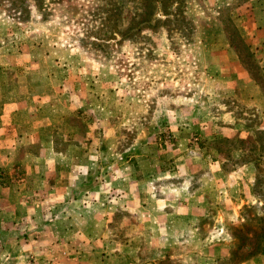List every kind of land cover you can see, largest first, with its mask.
I'll return each mask as SVG.
<instances>
[{
    "label": "rangeland",
    "instance_id": "374dc122",
    "mask_svg": "<svg viewBox=\"0 0 264 264\" xmlns=\"http://www.w3.org/2000/svg\"><path fill=\"white\" fill-rule=\"evenodd\" d=\"M249 1L159 0L154 11V0H0V156L9 157L10 144L18 143V136H34L25 130L34 113L44 119L53 110L64 113L68 103L80 97L99 101L107 92L102 87L106 85L102 71L107 70L119 71L115 85L130 111L124 119L112 120L124 123L117 132L124 144L138 134L144 138L141 130L154 126V142L165 148L176 140L170 124L186 128L208 124L215 136L238 139L233 149L224 140L212 142L231 159L223 165L226 174L242 162L255 164L251 180L243 178L239 192L249 194L253 202H240L239 207H233L234 199L210 202V215L199 225L201 240L181 237L166 244L151 239L148 230L130 240L126 229L117 227L112 231L119 244L109 245L87 243L72 227L51 226L50 219H60L61 212L50 207L43 215L30 210L34 181L25 166L17 162L10 169L2 166L0 238L52 234L61 244L54 249L49 238L42 243L46 255L40 264H75L79 254L84 255L81 264H264V130L256 131L264 126V101L258 96L249 99L239 87L229 95L232 88L226 83L227 76L248 77L247 91L260 88L264 97V68L258 64L264 42L255 46L248 34L246 26L253 27V19L245 17ZM233 53L238 64L234 67ZM229 110L255 135L234 130ZM189 139L197 141L195 135ZM21 150L33 152L29 147ZM22 205L29 208L28 214L18 219L12 206ZM220 209L222 221L215 222L212 216ZM45 221L51 222L49 228L43 227ZM26 251L25 263L34 264L35 247ZM105 251L125 260L103 261Z\"/></svg>",
    "mask_w": 264,
    "mask_h": 264
},
{
    "label": "crops",
    "instance_id": "0c3cea01",
    "mask_svg": "<svg viewBox=\"0 0 264 264\" xmlns=\"http://www.w3.org/2000/svg\"><path fill=\"white\" fill-rule=\"evenodd\" d=\"M246 6L249 8L245 10V17L253 19V27L246 26L248 34L253 44L260 46L264 42V0H251ZM261 57L258 64L264 68V49ZM230 66H238L234 53L230 57ZM107 72L102 71L106 83L102 87L106 86L108 93L100 96L99 101L92 103L80 97L66 102L68 107L64 113H54L53 110L44 119L41 114L34 113L32 124L25 128L29 133L34 132V136L29 133L28 137L26 133L18 136V143L10 144L9 157L0 156V167L10 169L14 163H20L25 166L29 179L34 181V200L33 205L29 204L30 210L35 214H42L50 208L52 212H61L60 219L51 218L53 223L45 221L43 227L49 228L51 224L68 229L72 227L77 230L74 234L87 243L97 240L102 245L119 244L116 240L118 235L112 231L117 227L126 229L125 236L130 240H138V232L148 230L153 235L151 239L160 238L163 243L170 244L179 242L181 237H200L199 225L210 215V202L234 199L233 207H239L240 202L243 205L253 202L249 194L240 196L239 192L243 178L251 180L254 162H242L241 167L226 174L223 165L231 159L212 142L221 139L233 149L238 139L229 135L215 136L212 125L186 128L170 124L168 129L176 140L165 148L154 142L156 128L147 126L149 130H141L144 138L138 134L124 144L122 135L117 134L124 123L119 125L112 120L119 116L124 119L130 111L125 109V98L118 95L115 85V80L120 77L119 71ZM227 77L226 83L232 88L229 95H234L235 87H239L240 91L244 89L242 94L249 99L258 96L264 101L259 87L258 91H247L248 77ZM227 114L234 130L244 129L250 136L255 135L254 130L248 129L233 110ZM192 129L196 133L191 135L189 131ZM257 130H264V126ZM193 135L197 141L189 139ZM204 140L211 143L206 144ZM24 147L33 148V152L26 150L21 153ZM238 149L241 151L240 147ZM235 152L237 150L233 154ZM24 206L11 207L12 213L18 214L16 218L27 216L29 208ZM221 212L220 209L218 216H212L215 222L222 221ZM121 214L127 215L128 219ZM44 235L45 231H40V235L32 239L18 237L7 241L0 238V261L11 264L16 259L13 263L27 264V247H35L36 254L32 258L36 262L33 263L40 264L41 256L46 255L42 243H47L49 238L54 249L61 244L52 234ZM83 257L79 254L75 264H81ZM121 257L125 260L123 256L108 251L102 254L103 261L117 262L122 260Z\"/></svg>",
    "mask_w": 264,
    "mask_h": 264
},
{
    "label": "trees",
    "instance_id": "16d2710c",
    "mask_svg": "<svg viewBox=\"0 0 264 264\" xmlns=\"http://www.w3.org/2000/svg\"><path fill=\"white\" fill-rule=\"evenodd\" d=\"M159 3V0H154V2H152L153 3V7H154V11H156V6H155V4L154 3ZM161 3V2H160ZM168 14V13H167ZM171 14V13H170Z\"/></svg>",
    "mask_w": 264,
    "mask_h": 264
}]
</instances>
